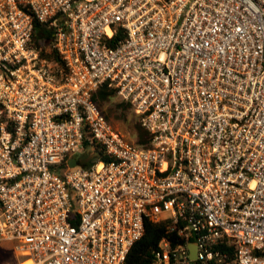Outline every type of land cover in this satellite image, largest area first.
Wrapping results in <instances>:
<instances>
[{"label": "built area", "instance_id": "obj_1", "mask_svg": "<svg viewBox=\"0 0 264 264\" xmlns=\"http://www.w3.org/2000/svg\"><path fill=\"white\" fill-rule=\"evenodd\" d=\"M147 221L169 222L151 264H264V0H0V241L127 264Z\"/></svg>", "mask_w": 264, "mask_h": 264}, {"label": "trees", "instance_id": "obj_2", "mask_svg": "<svg viewBox=\"0 0 264 264\" xmlns=\"http://www.w3.org/2000/svg\"><path fill=\"white\" fill-rule=\"evenodd\" d=\"M45 28L41 24H36L35 39L38 41L42 33H44ZM117 96L114 89L109 88L107 84L102 85L98 91L94 94V101L101 109L103 114L108 119L106 113L102 109L110 100ZM121 108H129L132 113V107L129 103L123 101L121 103ZM135 115V113H134ZM137 119L136 123V134L137 140L135 143L140 147H148L150 144L151 136L148 131L142 126L141 120L135 115ZM109 120V119H108ZM97 152L100 155V159L106 161L107 157L104 155L103 151L98 147ZM85 159V158H84ZM83 159V165L89 166L91 162H86ZM169 222L168 221H147L145 223V231L143 237L134 245L132 248L127 264H151L153 262L154 252L156 251L159 242L163 238L169 237Z\"/></svg>", "mask_w": 264, "mask_h": 264}, {"label": "rangeland", "instance_id": "obj_3", "mask_svg": "<svg viewBox=\"0 0 264 264\" xmlns=\"http://www.w3.org/2000/svg\"><path fill=\"white\" fill-rule=\"evenodd\" d=\"M123 100L115 96L102 107L115 129L131 141L137 140V119L129 108H121ZM15 242L0 241V264H22L23 258L15 249Z\"/></svg>", "mask_w": 264, "mask_h": 264}, {"label": "water", "instance_id": "obj_4", "mask_svg": "<svg viewBox=\"0 0 264 264\" xmlns=\"http://www.w3.org/2000/svg\"><path fill=\"white\" fill-rule=\"evenodd\" d=\"M70 166L71 167H75V166H77V161H76V159H72L71 161H70ZM192 250H193V246L192 247H190ZM191 258L192 259H195L196 258V252L194 251V253L192 254V256H191Z\"/></svg>", "mask_w": 264, "mask_h": 264}, {"label": "bare ground", "instance_id": "obj_5", "mask_svg": "<svg viewBox=\"0 0 264 264\" xmlns=\"http://www.w3.org/2000/svg\"><path fill=\"white\" fill-rule=\"evenodd\" d=\"M25 264H27V263H25Z\"/></svg>", "mask_w": 264, "mask_h": 264}]
</instances>
